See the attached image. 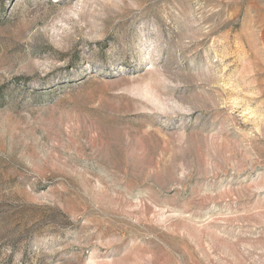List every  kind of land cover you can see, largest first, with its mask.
I'll use <instances>...</instances> for the list:
<instances>
[{
  "label": "rangeland",
  "instance_id": "rangeland-1",
  "mask_svg": "<svg viewBox=\"0 0 264 264\" xmlns=\"http://www.w3.org/2000/svg\"><path fill=\"white\" fill-rule=\"evenodd\" d=\"M0 264H264V0H0Z\"/></svg>",
  "mask_w": 264,
  "mask_h": 264
}]
</instances>
